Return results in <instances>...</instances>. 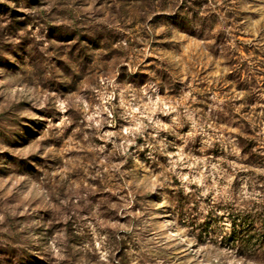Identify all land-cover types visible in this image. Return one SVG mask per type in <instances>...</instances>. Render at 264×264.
<instances>
[{
    "label": "clouds",
    "instance_id": "1",
    "mask_svg": "<svg viewBox=\"0 0 264 264\" xmlns=\"http://www.w3.org/2000/svg\"><path fill=\"white\" fill-rule=\"evenodd\" d=\"M0 264H264V0H0Z\"/></svg>",
    "mask_w": 264,
    "mask_h": 264
}]
</instances>
